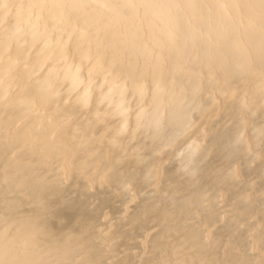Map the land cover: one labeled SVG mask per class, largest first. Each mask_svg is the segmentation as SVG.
<instances>
[{"label":"bare ground","instance_id":"1","mask_svg":"<svg viewBox=\"0 0 264 264\" xmlns=\"http://www.w3.org/2000/svg\"><path fill=\"white\" fill-rule=\"evenodd\" d=\"M36 2L0 0V168L43 133L41 212L89 264H264V85L137 75Z\"/></svg>","mask_w":264,"mask_h":264},{"label":"clouds","instance_id":"2","mask_svg":"<svg viewBox=\"0 0 264 264\" xmlns=\"http://www.w3.org/2000/svg\"><path fill=\"white\" fill-rule=\"evenodd\" d=\"M94 53L141 76L212 74L264 85V0H38ZM71 169L73 148L61 144ZM31 166L0 168V264H89L81 233L41 212L42 178L57 152L43 133Z\"/></svg>","mask_w":264,"mask_h":264}]
</instances>
